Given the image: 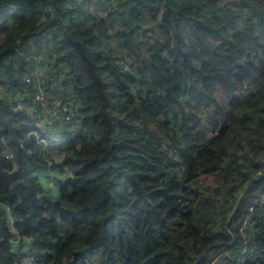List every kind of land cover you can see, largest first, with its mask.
<instances>
[{
  "label": "trees",
  "instance_id": "trees-1",
  "mask_svg": "<svg viewBox=\"0 0 264 264\" xmlns=\"http://www.w3.org/2000/svg\"><path fill=\"white\" fill-rule=\"evenodd\" d=\"M36 68L78 121L15 113ZM27 257L264 264V0H0V264Z\"/></svg>",
  "mask_w": 264,
  "mask_h": 264
},
{
  "label": "built area",
  "instance_id": "built-area-1",
  "mask_svg": "<svg viewBox=\"0 0 264 264\" xmlns=\"http://www.w3.org/2000/svg\"><path fill=\"white\" fill-rule=\"evenodd\" d=\"M106 17V16H105ZM116 58V64L123 65L125 64V61L121 59V61ZM55 77V71L53 70H47L43 71L40 68H36L32 74L26 75L23 78V82L26 84H32L36 83L39 87L37 94L34 96H29L30 102H27L25 98H19L18 101H16V108L15 113L17 115L23 116V117H37L39 114L40 117L45 119H48V122L44 120L43 123L38 122L37 123V129H47L48 127H51L61 116H64V119L66 121H71L72 119H75L76 121L79 120L81 116V109L79 107H76L75 109H69L67 106L61 105L58 101H51L50 103L47 102V97L45 96L44 88L46 85H48L49 82ZM37 104H40L37 108ZM42 144L48 147H57L65 142V139H59L54 137L50 133H45L44 137L39 140ZM12 156L9 155L8 159H10ZM7 213L10 215V210L6 209ZM12 221V220H11ZM13 222L11 223V225ZM246 224L244 225V229L246 228ZM12 231H15L12 228ZM15 244H19V240L15 241ZM28 261V262H27ZM34 259L33 257H27L22 260V264H33Z\"/></svg>",
  "mask_w": 264,
  "mask_h": 264
},
{
  "label": "rangeland",
  "instance_id": "rangeland-1",
  "mask_svg": "<svg viewBox=\"0 0 264 264\" xmlns=\"http://www.w3.org/2000/svg\"><path fill=\"white\" fill-rule=\"evenodd\" d=\"M49 177L50 178H46L45 176L44 177H41V183H42L43 187L45 188V190H46V188H48L50 190V192H51V190H57L58 185L55 184V179L58 178V177L55 174H53V173L50 174ZM203 179L205 180L204 177H203ZM206 183L209 184L210 182L209 181H206Z\"/></svg>",
  "mask_w": 264,
  "mask_h": 264
},
{
  "label": "crops",
  "instance_id": "crops-1",
  "mask_svg": "<svg viewBox=\"0 0 264 264\" xmlns=\"http://www.w3.org/2000/svg\"><path fill=\"white\" fill-rule=\"evenodd\" d=\"M46 192L48 193V196L51 199H56L57 198V195H58V188H57V190H51V192H50V190L48 188H46Z\"/></svg>",
  "mask_w": 264,
  "mask_h": 264
}]
</instances>
